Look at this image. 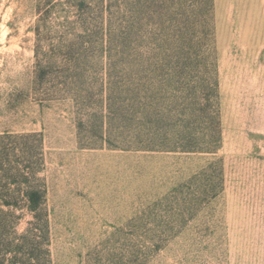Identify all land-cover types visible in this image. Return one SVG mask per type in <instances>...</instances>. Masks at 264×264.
I'll return each instance as SVG.
<instances>
[{"label": "rangeland", "instance_id": "1", "mask_svg": "<svg viewBox=\"0 0 264 264\" xmlns=\"http://www.w3.org/2000/svg\"><path fill=\"white\" fill-rule=\"evenodd\" d=\"M0 264H264V0H0Z\"/></svg>", "mask_w": 264, "mask_h": 264}, {"label": "trees", "instance_id": "2", "mask_svg": "<svg viewBox=\"0 0 264 264\" xmlns=\"http://www.w3.org/2000/svg\"><path fill=\"white\" fill-rule=\"evenodd\" d=\"M44 200V195L43 194H34L31 198V203H30V208L32 209L33 212L40 211L41 206L43 204Z\"/></svg>", "mask_w": 264, "mask_h": 264}]
</instances>
